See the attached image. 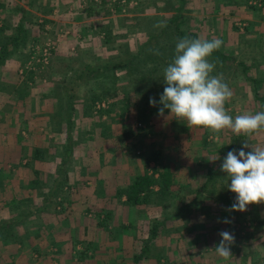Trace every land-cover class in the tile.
Segmentation results:
<instances>
[{
	"label": "rangeland",
	"instance_id": "374dc122",
	"mask_svg": "<svg viewBox=\"0 0 264 264\" xmlns=\"http://www.w3.org/2000/svg\"><path fill=\"white\" fill-rule=\"evenodd\" d=\"M11 1L0 0V12L10 16L8 25L0 20L4 27L1 45L17 34L18 14L24 4L28 20L24 39L6 46L0 64V77L18 79L12 89L0 85V224L5 221L4 227H8L0 233V264L10 263L6 254L17 258L18 253L24 254L27 264H37L41 258L48 259L47 264H95V256L110 254L108 245L117 239V246L131 260L128 264H246L250 259H264V202L248 205L245 211L231 210L236 194L228 189L230 180L220 169L227 145L237 138L230 129L217 133L187 127L186 120H177L168 110L158 116V109L141 99L138 91L141 84L149 86L150 80L132 82L125 67L110 69L117 79L115 95L97 102L89 117L80 119L75 111L70 128L67 113L77 103L82 115L87 102L91 103L90 94L98 90V76L108 69L105 65L128 59L129 50L147 66L156 65L155 78L162 83L163 70L181 39L177 23L186 33L221 39L220 48L237 57L236 62L212 60L216 62L213 75L222 74L233 91L225 105L228 113L234 118L264 110V81L254 87L247 78L248 74L264 79V0H84L81 5L65 0L62 6L52 5L53 0H13L14 9ZM159 22L164 26H156ZM150 36L153 38L148 42ZM48 47L46 63L42 53ZM149 55L157 58L155 63L146 61ZM91 64L97 72L87 68ZM127 89L132 92L130 100L125 96ZM46 93L50 94L45 97ZM46 99L48 106L66 112L62 115L67 128L64 135L35 129ZM111 102L115 104L110 112L100 117L99 110ZM13 109L32 112L33 124L26 123L28 118L22 115L24 126L20 123L9 129L4 123ZM53 119L59 129V117ZM45 143L49 148L41 159L26 166L24 157L31 155L34 147H46ZM244 143L264 147V131L241 137L237 149ZM155 151L160 152L159 162L148 160ZM217 156L219 159L213 161ZM86 162H91L89 169ZM159 163L167 164L175 176L168 194L162 198L153 195L152 201L136 206L125 204V197H117L118 188L128 185L137 174L152 173ZM67 172L78 178L92 175L95 180L87 183V189H111V196H98L90 202L82 197V211L68 212L65 201L70 198L64 191L73 189V181L64 180ZM210 175L212 179L203 189ZM200 191L197 206L164 219L176 215L178 208L194 200ZM43 200L49 202L44 212L38 210ZM73 216L79 225L87 226L82 238L85 243L72 239L67 247L71 261H61L58 258L65 249L52 241L50 224L55 226L62 220L66 224ZM224 219L231 222L224 223ZM222 230L235 237L230 246L235 253L227 260L215 249ZM105 238L109 242L106 248ZM148 241L147 257L135 261L134 256L141 254ZM13 259L15 263L17 259Z\"/></svg>",
	"mask_w": 264,
	"mask_h": 264
},
{
	"label": "clouds",
	"instance_id": "9594fccd",
	"mask_svg": "<svg viewBox=\"0 0 264 264\" xmlns=\"http://www.w3.org/2000/svg\"><path fill=\"white\" fill-rule=\"evenodd\" d=\"M156 26H164L159 22ZM222 45L219 38L179 39L171 62L163 70V92L159 101L149 97L150 106L158 108V116L165 110L177 120H186L187 127H204L213 132L230 129L235 135L249 136L264 131V110L255 114L245 112L234 118L225 105L233 91L223 75H213L216 62L210 58ZM250 148V151L245 149ZM219 159L217 156L213 161ZM230 183L228 189L235 193L231 210L245 211L248 205L264 202V147L244 143L241 148L227 153L220 165ZM224 223H230L228 219ZM222 238L215 246L216 253L227 260L232 256L230 246L235 237L227 230L219 232Z\"/></svg>",
	"mask_w": 264,
	"mask_h": 264
},
{
	"label": "trees",
	"instance_id": "16d2710c",
	"mask_svg": "<svg viewBox=\"0 0 264 264\" xmlns=\"http://www.w3.org/2000/svg\"><path fill=\"white\" fill-rule=\"evenodd\" d=\"M173 21V20H172ZM175 29L177 30L179 37L183 38L185 36L191 37V38H199L198 34H196L195 32H184L183 30H180V23H177L175 25ZM4 30V27L0 26V31ZM24 29L22 27V25L20 24L17 28V34H14L13 36H10L9 38L5 39V43L1 45L2 41L0 40V64L4 61L5 59V48L9 43H20L24 37ZM153 37L150 36L148 39V42L151 41ZM0 39H1V35H0ZM142 49V48H141ZM130 54V57L128 59L125 60H118V61H109V63H107L105 65V67H107L108 69L105 72H102L100 76H98L97 78V88L98 90L93 91L90 94V101L91 103L87 102V105L84 107L85 109V114L89 115L91 114L89 111L93 110V108L95 107L97 102L103 101V100H108L110 97H114V92L116 91V87H115V83L117 79L115 78V74L112 72L110 73V69H116V68H122L125 67L128 71L130 80L133 81H138L140 79V82L146 80L147 78L150 80V85L147 86L145 85H140L139 87L141 88V90H138L141 93V99H143L146 103H149V97H155L157 99V101H159V95L160 93L163 92V88H164V83L162 81V83H159L157 81L156 77V72H157V67L156 65H151V66H147L145 60H137L138 56H135V54H132L131 51L129 50L128 55ZM175 53H172L170 55L171 60L174 57ZM146 61L149 62H156V57L155 59H153L152 55L146 56L145 57ZM211 60H215V61H220V62H229V61H237V57L235 55H231L228 54L226 52H224L221 48H219L218 50L214 51L211 58ZM137 60V61H136ZM171 60H169V62H171ZM140 61L144 62L141 63ZM149 62H147V64H150ZM87 68H89V70L92 71H98V68H94L92 66H87ZM109 70V72H108ZM103 75V76H102ZM134 76V78H133ZM155 78V80H154ZM247 78L250 79L252 81V84L254 87H256L257 83L263 82L264 79H257V78H252L247 74ZM138 79V80H137ZM137 83V82H136ZM139 84V83H137ZM126 91H128V93L125 95L127 99L130 100V94L132 93L129 89H127ZM134 92H137L134 90ZM158 92V93H157ZM73 101V100H72ZM115 103L111 102V104L107 107V108H101L99 110V116H103L106 115L107 113L110 112V110L112 109L113 105ZM72 107L74 109V105L72 104ZM159 107H162L161 105H157L155 108L158 109ZM166 111V110H165ZM70 119L68 120V127L71 128V116L69 115ZM243 137L245 138L246 135L241 134L240 136H237V138H235L234 143H230L227 145V153L233 149H237V146L239 145V140L240 138ZM69 139L71 140V134L69 131ZM69 147V146H68ZM226 153V155H227ZM159 151H155L151 156H149L148 160H155L159 162ZM43 156V151L40 147H34L32 149V153L31 155L28 154L27 157H24V159H26V166H31L32 163L35 162V160H40L41 157ZM22 157V156H21ZM23 159V158H22ZM21 159V160H22ZM213 173H216V171H212ZM67 176V175H66ZM212 179V175H210V177L207 179L206 184H204V188L207 186L208 181H210ZM64 180L67 181L68 177H64ZM36 182H39L37 180H35ZM62 183V182H61ZM60 183V184H61ZM63 187L66 185V183L63 181L62 183ZM175 185V176L174 173L171 169H169V167L167 166V164H160L155 167L153 169L152 173H142V174H137L134 179L126 186H121L120 188H118L117 191V197L122 199V197H125L124 203L130 206H136V205H140L143 203H148L150 201L153 200V195L159 198L164 197L166 194L169 193V191L171 190V188ZM155 186L158 187L157 190H155ZM53 188V187H52ZM55 188V187H54ZM53 188V190H54ZM202 194V191H200L197 196L194 198V200H192L191 202L187 203L186 205L179 207L178 211L176 212V215H168L165 216L164 219H170L173 217L178 216L182 211L184 210H191L192 207L197 206L199 203L198 201V197ZM197 204V205H196ZM49 207V202L48 201H44L43 205H41L39 207V211H42L43 209H48ZM22 219V218H20ZM5 221H3L0 224V233H2L4 230H6L8 227H4ZM100 224L105 226V222L102 221ZM160 227V224H155L153 229H152V236H151V240L155 237V235L157 234L158 228ZM150 240V241H151ZM149 241L146 243L143 251L141 252L140 255L135 256V261L139 262L141 260L142 257H147L148 255V249H149ZM239 250L236 252L238 253ZM82 253V252H81ZM235 253V252H232Z\"/></svg>",
	"mask_w": 264,
	"mask_h": 264
},
{
	"label": "crops",
	"instance_id": "0c3cea01",
	"mask_svg": "<svg viewBox=\"0 0 264 264\" xmlns=\"http://www.w3.org/2000/svg\"><path fill=\"white\" fill-rule=\"evenodd\" d=\"M83 2H85V1L84 0H76L74 3H76V4L79 3L81 5ZM51 3H52V5L57 4V5H61L62 6V4H66L67 2H65V0H53ZM14 6H15V2L12 0L11 3H10V7H12L11 9H14L13 8ZM26 8H28L27 4H24L23 7L21 8V12L22 13L18 14V19H19L20 22L17 24L16 29L21 24L23 29L26 31L25 24L27 23V20H28L26 14H25L26 13V11H25ZM2 9L3 8H0V10H2ZM0 13H2L0 15V20L8 25V18L10 16L5 11L4 12L2 11ZM25 31H24V34H25ZM23 39H24V37H23ZM76 40H78V39H76ZM72 48H75V46H73ZM91 65H92V67L95 66V64H91ZM0 68H1V66H0ZM17 82H18V79L15 76H12L11 80L6 78V76L0 77V85L6 84V85L10 86L11 89L13 88V85L16 84ZM49 94L46 93L45 97H47ZM73 105L75 106V109L70 107L69 110H67V113H70V115H72V116L75 115V111L77 113L76 116L79 117L80 119L82 117H89V115H91V114H89V115L85 114L84 113L85 110H83L82 115L79 114L78 113L79 106H77V103L73 104ZM63 114L66 115V112L62 111V109L58 108V110H57V109H54L53 107L48 106L47 99H46L45 100V107H44V109H42V111L39 114V115H41L40 116V121L38 122V124H35L34 127H35L36 130L41 129L42 131L45 130L46 132H52V130L53 131H60L59 133L61 135H64V132L67 131V128L65 126L66 124L63 123V120H62V115ZM22 115H24L25 118H28V119H26V123L30 122L31 124H33V121L31 119L32 118V112L30 113L29 110H25V109H22L21 111L16 109V110H14L12 112H9L7 114V119L5 120L6 123H4V124L5 125H10L9 129L12 128L13 126L20 125V123L22 124L21 126H24L25 122L23 123V120L21 119ZM54 116H58L59 117V119H58L59 121L57 123V127L59 129L55 128L54 119H53ZM35 119H38V117L35 118ZM64 139H65L64 141L67 140L66 138H64ZM45 140H48V138L45 137ZM63 145H65V144L63 143L61 146H63ZM45 146L46 147H43V146L40 147L43 152H45V150H47L49 148L48 147L49 146L48 143H45ZM10 147H13V146H10ZM17 147L18 146H16V148ZM68 148H70V146ZM25 161H26V159H25ZM90 164H91V162L90 163L89 162L85 163L86 166H89L88 169L90 168ZM86 170H87V168H86ZM51 175L52 174H48V177H50ZM72 175L73 174H71L70 172H67V176H66V173L64 174L65 177H68V180L73 181V184H72V188L73 189H71L69 191H64V196L70 198L69 201L68 200L65 201V207L68 208L67 209L68 212H71V213L74 214L75 212H79L80 213V211H82L81 209H83L82 207H84V206H81V205L83 203H85V202H83V198L82 197H87V198H84V199H86V200H88V202H90L91 199H93V198L96 199V197H98V196H109V197L111 196V194H112V193H110L111 189H109L108 192H106V191L105 192L104 191L100 192L99 190H97V188L87 189V187H88L87 183L91 184V180H95L92 177V175H87L85 177L81 176L80 178H78L76 175H73V176ZM58 177H59L58 179L60 180L61 176H58ZM48 192H50V191H48ZM116 192H117V190H116ZM44 201L45 200H43V202ZM46 210L47 209H43L42 212H44ZM68 219L69 220H66L67 221L66 224H64L63 220H62V222L59 221V222L55 223V226L53 225V223H51L50 227H52L54 229L51 232L53 234V238H52L53 240L52 241L62 245L63 249H65V251L62 252L63 254L61 255V257L58 258V259L61 260V261L66 260L67 262H70L72 254L67 249L68 244H70V242H72V239H77L78 238V240L82 241L83 240L82 238H83V235H84L83 234V230H86L87 226L86 225H79L77 220H76V219H78V218H76V216H73V219L70 218V217ZM40 227H41V225H40ZM71 230H72V235H73L72 238H71L72 235L70 233ZM58 234H59V236H58ZM37 236L41 237L42 235L38 234ZM28 237H30V236H28ZM78 240H76V241H78ZM30 241L33 242V238H31ZM84 241H86V240H84ZM117 241H118V239L115 240L114 243H112V242L109 243V242H107V240L105 238V245H106L105 248L107 247V244L109 243L108 251H109L110 254L107 255L106 252H105L104 256L97 254L98 257L99 256H102V257L98 258L97 256H95V259H96L95 260V264H96L97 261H102L104 264H125V263L128 264V262L131 261L128 258V255L123 252L124 250H122L121 246L120 247L117 246V244H116ZM83 243H85V242L82 241V244ZM35 245H36V243L33 244V247H35ZM113 246H116V249H115L114 252L111 250V248ZM100 249L101 248H99V250ZM198 254H200V253H198ZM6 255H8V258H9V261H10V263H8V264H21L23 262L26 263V261H24V259H25L24 258L25 257L24 254H19L18 253L17 258L15 256L10 258L11 257L10 254H6ZM240 255H242L244 258L246 257L243 252L240 253ZM234 256H237V254H234ZM234 256H233V258H234ZM253 256H255V255H253ZM13 258L17 259V260H15L16 261L15 263L13 262V260H14ZM134 258H135V256H134ZM41 259L42 260H39L41 263L39 262L37 264H47L48 259H46V260L44 258H41ZM200 259H202V257ZM132 260H133V258H132ZM244 260H247V259H244ZM75 261L77 262V260H75ZM246 262H247L246 264H264V259H259V260L257 259V260H252V261L250 259V260H248ZM76 264H78V263H76ZM229 264H232V263H229Z\"/></svg>",
	"mask_w": 264,
	"mask_h": 264
},
{
	"label": "built area",
	"instance_id": "2783aa9c",
	"mask_svg": "<svg viewBox=\"0 0 264 264\" xmlns=\"http://www.w3.org/2000/svg\"><path fill=\"white\" fill-rule=\"evenodd\" d=\"M49 53H50V48L49 47L44 48L42 55L44 56L43 59L45 60L46 63L48 62L47 60H48Z\"/></svg>",
	"mask_w": 264,
	"mask_h": 264
}]
</instances>
